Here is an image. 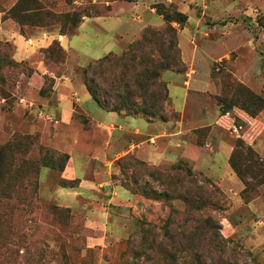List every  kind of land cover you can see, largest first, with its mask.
Listing matches in <instances>:
<instances>
[{
  "label": "rangeland",
  "instance_id": "1",
  "mask_svg": "<svg viewBox=\"0 0 264 264\" xmlns=\"http://www.w3.org/2000/svg\"><path fill=\"white\" fill-rule=\"evenodd\" d=\"M19 1L0 0V146L16 136L30 135L38 141L26 159H40L44 148L55 158L70 152L78 179L68 180L81 182L76 188H63L64 171L45 166L33 184L13 183V198L0 205V264H159L157 241H166L161 224L186 208L182 201L157 202V194L173 188L170 181H157V168L169 172L174 165L194 172L192 177L173 172L183 180L181 185L187 189L208 186L220 199L209 214L224 252L204 253L208 263L264 264V184H251L254 191L249 190L245 199V185L229 163L242 139L257 154L256 173L264 176V105L260 109L248 96L251 92L264 102V0H36L43 13L86 16L77 34L62 43L66 60L55 49L57 57L45 60L40 54L41 63L19 60L36 58L44 41L36 39L31 46L17 38L16 51L3 31L13 26L32 39L41 34L58 36L61 28L44 26L47 20L36 15L41 13L22 10L18 18L12 17L9 11ZM161 4L173 5L189 18L184 29L174 24L188 68L180 75L191 72L197 48V60L202 62L195 65L198 79L206 73L212 82L206 94L191 91L185 117L189 124L197 120L205 126L178 139V144L192 145V161L182 159L184 146H171L169 136L155 137L171 133L169 129L148 128L143 117L109 114L92 99L84 104L92 118L79 108L74 135L59 130L60 94L76 100L83 97L75 87L89 93L77 68L110 53L122 54L146 27L165 26L156 10ZM177 78L178 73L168 71L162 80L169 90L168 83ZM65 86L75 90L65 92ZM170 90L181 110L185 88L171 85ZM92 119L103 125L114 122L128 131L139 128L144 135L101 133L94 130ZM182 120L180 114L170 123L177 126ZM151 147L158 159L156 154L149 157ZM195 151L207 158L198 160ZM85 181L89 186L82 189ZM172 234L179 240L178 232ZM176 258L178 264H192L187 249Z\"/></svg>",
  "mask_w": 264,
  "mask_h": 264
},
{
  "label": "trees",
  "instance_id": "2",
  "mask_svg": "<svg viewBox=\"0 0 264 264\" xmlns=\"http://www.w3.org/2000/svg\"><path fill=\"white\" fill-rule=\"evenodd\" d=\"M22 10L41 13L36 15L38 17L43 15V20H47L43 21L44 26L58 25L61 28L59 35L69 38L77 34L80 24L86 17L81 13H76L74 16L43 13V9L36 0H20L9 11V14L18 18ZM156 10L157 14L163 17L165 26L146 27L140 37L129 44L122 54L110 53L86 67L77 69L84 77L85 86L91 97L101 108L119 115L143 117L149 122L161 120L168 123L172 118L180 117L181 113L171 105L169 90L162 77L168 71L183 74L188 70L186 63L182 60L179 33L174 24L184 29L189 18L173 5L166 7L161 4L156 7ZM55 49L65 61L66 50L58 40L54 41L49 48L42 50L45 60L52 59L53 56L57 57ZM248 96L259 103L260 109L263 107L264 102L260 97L251 92ZM37 141L36 137L30 135L16 136L7 144L0 146V205L3 201L13 198L11 195L13 183L33 184L41 167L46 166L65 171L70 161L68 154L55 158L52 151L44 148L40 159L25 158L27 152L37 144ZM229 163L245 185L243 190L245 199L248 197L246 194L249 190L254 191L251 184L258 186L264 184V176L259 174L260 172L256 173V168L260 167L257 154L245 145L244 140L237 141ZM176 171H183L187 177L194 176L191 169L181 165L172 166L169 172L157 168V181H170L172 184L170 186L173 187L171 192L166 188L157 194V202L166 204L176 200L182 201L186 206L184 211H175L164 225L161 224L166 241L164 244L157 241V262L178 264L176 255L187 249L192 256V264H213L214 262L208 263L204 253L213 256L218 251L224 252L221 242L216 239L219 234L218 229L209 214L210 210L217 208L220 199L210 191L208 186L187 189L181 185L183 180L173 174ZM80 182V180L63 178L60 185L71 189L80 185ZM174 231L181 235L179 240L172 234ZM146 232L147 230L144 229L142 234L146 235ZM166 242H169V245ZM137 257L139 258L140 255Z\"/></svg>",
  "mask_w": 264,
  "mask_h": 264
},
{
  "label": "crops",
  "instance_id": "3",
  "mask_svg": "<svg viewBox=\"0 0 264 264\" xmlns=\"http://www.w3.org/2000/svg\"><path fill=\"white\" fill-rule=\"evenodd\" d=\"M3 36L8 41L14 43L16 51H17V48H18V46H17V38L26 39V41L31 46H33L35 44V40L36 39L44 41L45 46L43 48L39 49L36 58L32 57V58H30L28 60L27 59L26 60H19V61H30V62H37L38 61V63H41V62H39V57H40L39 55L40 54L43 55V52H42L43 49L49 48L52 45V43L54 41H56V40H58L61 43V45H62V43L67 39L66 36H60V35L53 36V35H48V34H41L40 36H38L36 38L27 39L18 31V29L16 27H13V26H9L7 29H5V31H3ZM198 54H199L198 49L194 48L193 49L194 57H193V59L190 62L191 63V72H189L186 76L178 74V78L174 82L168 83V85H169V100H170V103L173 106V108H175L176 110H178V112H180L182 114L183 120L179 124H177V126H175L173 123H170V122L169 123H163V122H159V121H156V120H154L152 122H149L147 120V122L149 123V127L148 128H151L152 126H156V127L157 126H162L161 128L164 127V128L169 129L171 131V133H169L168 131L165 130L166 132H162L160 135H156L155 137L157 139H159V138H162V137H165V136H169V138L172 139L171 146L174 145L173 147L177 146L178 148H182L184 146L183 148H184V150L186 152H185V154L183 153L184 155L182 156V159L183 160H187V161L188 160L192 161V158H190L191 156L189 155V152H191L190 150H191V146L192 145L188 141L184 142L185 144H178L179 137H181V138L182 137H186L189 134H191L195 129H198L199 127L205 126V124L196 122L197 120L193 121L192 124H189V122H187L185 120V117H186L187 112H188V106H189L188 105V101L190 100L191 91H194L198 96H200L202 94H206L212 88L211 79L207 76L206 73H204L205 75H203L200 79H198L199 78L198 77L199 76V71H198L199 68H197L195 65L199 64V63H202V62H199L197 60ZM181 81H183V84L181 83ZM68 85H69V82H68ZM171 85H175V86H178V87H184L185 88V93L182 95L181 110H179V108H177L176 105H175V102L173 100L172 93H171V90H170V86ZM65 89H66L65 92H68V90L72 91L74 89V87L65 86ZM75 89L81 91V97H83V98L76 99V100L74 99L73 100L66 93L60 94V101H61L60 102V107H59L60 122L58 123L59 124L58 128L61 131L62 130L66 131L68 135L69 134H73L74 135V133H72V132H76V130H73V129L77 128L75 126H78L77 124H75V121H74L75 114L77 113V110L80 108L81 110H83V112L87 113V115L90 116L89 112L84 108V104H85V102L88 103L90 99L93 100V98L91 97L90 93L87 94L86 90L84 92L81 89H78L76 87H75ZM192 89H194V90H192ZM75 95H77V94H75ZM194 103H198V102L193 101V105H194ZM103 110L105 111V109H103ZM106 112L109 113V114L116 115L118 117H124V118H130L131 117V116L119 115L117 113L109 112L107 110H106ZM78 113H79V110H78ZM136 118H140V117H136ZM113 120H115V119H112V121ZM93 123H95V129L94 130H97V131H99L101 133H103V132L111 133L114 130V131H118V132H125V133H128V134L131 133V134H134L136 136L144 135V134H142V132H141V130L139 128L135 129L134 131H128L122 126L115 125L114 122H111L110 124L103 125L102 123L93 120ZM97 124L100 127H98ZM152 140L155 142V139H152ZM134 147L135 146H131V149L134 148ZM137 147H140V145H138ZM152 148L153 147L150 148V152H149V157H151V158L155 157L154 156L155 154L156 155L158 154L156 149L155 148L152 149ZM195 152H198V151H195ZM65 154H68L70 156V161H69V166L66 168V170L64 172H62L61 177H63V178L65 177L66 179H78L75 176L76 165H75V161L73 160V157L71 156L70 152L66 151ZM192 154H194V153H192ZM195 156L197 157L198 160H201L204 157L207 158V156H204V154L201 153V152L195 153ZM157 159H158V155H157ZM87 166H88V170L87 171H89V164ZM47 174H49V171L47 172ZM86 183H87L86 181L83 183V185L81 187L82 189H85L86 187L89 186ZM89 189L90 190H96L95 187L93 189L92 188H89Z\"/></svg>",
  "mask_w": 264,
  "mask_h": 264
}]
</instances>
